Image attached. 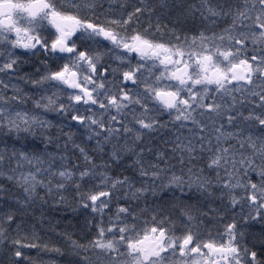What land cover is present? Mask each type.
Here are the masks:
<instances>
[{
  "label": "snow or ice",
  "instance_id": "obj_1",
  "mask_svg": "<svg viewBox=\"0 0 264 264\" xmlns=\"http://www.w3.org/2000/svg\"><path fill=\"white\" fill-rule=\"evenodd\" d=\"M0 264H264V0H0Z\"/></svg>",
  "mask_w": 264,
  "mask_h": 264
},
{
  "label": "trees",
  "instance_id": "obj_2",
  "mask_svg": "<svg viewBox=\"0 0 264 264\" xmlns=\"http://www.w3.org/2000/svg\"><path fill=\"white\" fill-rule=\"evenodd\" d=\"M36 253H33V255H35ZM46 258V257H45Z\"/></svg>",
  "mask_w": 264,
  "mask_h": 264
}]
</instances>
